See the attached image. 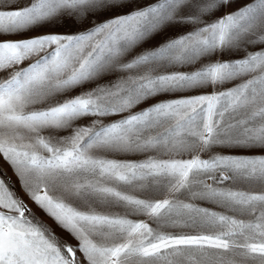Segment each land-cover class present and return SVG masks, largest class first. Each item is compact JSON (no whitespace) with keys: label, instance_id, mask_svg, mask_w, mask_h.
<instances>
[{"label":"snow or ice","instance_id":"1","mask_svg":"<svg viewBox=\"0 0 264 264\" xmlns=\"http://www.w3.org/2000/svg\"><path fill=\"white\" fill-rule=\"evenodd\" d=\"M235 2L0 0V37L75 29L0 39V160L75 241L0 170V264H264V0Z\"/></svg>","mask_w":264,"mask_h":264},{"label":"rangeland","instance_id":"2","mask_svg":"<svg viewBox=\"0 0 264 264\" xmlns=\"http://www.w3.org/2000/svg\"><path fill=\"white\" fill-rule=\"evenodd\" d=\"M146 2H151V0H146ZM249 0H236L235 3H233L232 7L229 8V9H226V11H234L236 10L237 8H240L242 7L244 4L248 3ZM223 12H217L216 13V16H220L222 15ZM75 29L73 28H70V27H62V28H45V29H41L40 32H27V33H24V34H21V35H14V36H6V37H0V39H12V40H18V39H24V38H27V37H30V36H35V35H38V34H41L42 32H45V31H74ZM175 34H178L174 31H169L168 35H175ZM163 38L161 36H157L155 37L153 40L149 41L148 43H146L144 45V47H152L154 45H156L157 43L159 42H162ZM140 49H137V51H139ZM223 59H227V57H223ZM181 70H188V69H181ZM115 79V76H110V77H107L103 80L100 81V83H107L108 80H114ZM240 83L239 80L237 81H233L229 84H226L225 87H232L233 84H238ZM88 87H95V84H92V85H89ZM81 91V89H76L74 90L71 94L72 95H76L78 94L79 92ZM205 91H211V89H206ZM189 95H195V94H198L197 92H192V93H188ZM177 95H180V94H177ZM172 98H175L174 96H160L158 97V99H172ZM155 102V101H153ZM147 105H141V107H146ZM139 109H135L134 111H138ZM119 117H114L113 119H118ZM90 121H80L79 123H83V124H86V123H89ZM106 123L108 121H105ZM236 154H250V153H236ZM118 159H133V160H139V159H143L144 156L141 155V154H127V155H121L119 157H116ZM0 170H2L3 172H6L8 177L11 178L12 182L15 184V191L17 192V194L23 198L25 200L26 203L29 204V207H31L33 209L34 212H36V214L41 218L43 219L54 231L55 233L65 239V240H68L70 243H75V241H73L71 239V237L66 233L64 232L62 229H60L55 223L54 221H52L49 217H47L41 210H39L34 204H32V202L30 200H28V197L25 195V193L22 191L21 189V186L19 184V181L17 180L16 176L13 174L12 172V169L3 161V160H0ZM197 203H201V202H197ZM202 206H205V207H210V208H214V210H217L219 211L220 209L218 208H215V206L211 205V204H207V203H202ZM133 219H146L145 217L143 216H138V217H131ZM155 226V225H153Z\"/></svg>","mask_w":264,"mask_h":264}]
</instances>
